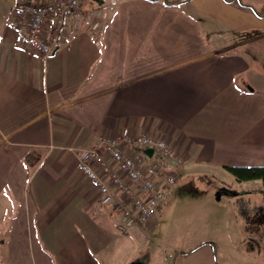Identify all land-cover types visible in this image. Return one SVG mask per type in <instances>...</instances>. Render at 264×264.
Segmentation results:
<instances>
[{
  "label": "crops",
  "instance_id": "1",
  "mask_svg": "<svg viewBox=\"0 0 264 264\" xmlns=\"http://www.w3.org/2000/svg\"><path fill=\"white\" fill-rule=\"evenodd\" d=\"M23 1L0 0V264H239L212 240H145L158 234L157 217L122 231L74 149L104 132L149 133L185 157L177 172L187 179L264 165V0L81 3L48 57L17 40L10 13ZM249 181L240 192L223 182L219 199L201 202L222 212L216 202L231 194L240 198L222 205L228 213L239 201L264 206L251 204L264 187Z\"/></svg>",
  "mask_w": 264,
  "mask_h": 264
},
{
  "label": "built area",
  "instance_id": "2",
  "mask_svg": "<svg viewBox=\"0 0 264 264\" xmlns=\"http://www.w3.org/2000/svg\"><path fill=\"white\" fill-rule=\"evenodd\" d=\"M81 1L24 0L10 13L17 40L43 57L52 55L65 39L69 17L81 12ZM96 10L97 16L102 15L101 9ZM99 26L95 20L91 28L96 31ZM148 148L154 149L152 155ZM74 151L78 167L98 189L100 203L119 215V227L125 232L137 224L150 226L163 205L165 186L174 184L186 161L168 139L149 133L104 132L95 145ZM146 159L152 160L143 163ZM162 164L173 170L161 172Z\"/></svg>",
  "mask_w": 264,
  "mask_h": 264
},
{
  "label": "rangeland",
  "instance_id": "3",
  "mask_svg": "<svg viewBox=\"0 0 264 264\" xmlns=\"http://www.w3.org/2000/svg\"><path fill=\"white\" fill-rule=\"evenodd\" d=\"M81 3L85 7L91 6L92 9H95L105 6L107 1L100 3V1L82 0ZM204 170L207 174L202 175L205 176L202 179L191 180L181 175L175 180L174 183L176 184L174 186H171L172 184L165 186V193L170 187H175L172 191L175 196L167 203L165 209L163 208L162 214L156 216L159 222L158 234L149 237L144 232V239H155L156 242L162 243H187L191 245L212 240L215 242L216 247L218 244L222 246L229 245L230 251H235L239 264H262L264 262V220H262L263 218H257L259 211L254 210L253 204L264 202V192L257 191L252 197L251 204L253 206L247 204L252 209L250 212L254 216L253 220L256 221L252 224V227L261 226L263 230L260 228L247 230L242 215L226 212L227 208L230 207L229 204H226L227 207H222V205L228 203V199L237 202L236 199L240 197L229 194L224 196L222 201L216 202L225 210L222 212H218L216 208H211L208 205L206 206V203L201 202V199L207 196L206 194H210L211 197L214 194L216 199L217 193L220 192L219 188H224L221 185L223 182H226L229 186H234L238 189L236 191L240 192L241 186L239 183L241 182L229 170L202 168L203 172ZM246 187L262 188L263 190V183L252 179L246 183ZM236 206L239 208V205L236 204ZM207 207L211 212L206 210ZM226 239H229L230 243H225ZM253 239L258 242L263 241V243H252ZM239 240H248L249 243H233L235 241L239 242Z\"/></svg>",
  "mask_w": 264,
  "mask_h": 264
},
{
  "label": "trees",
  "instance_id": "4",
  "mask_svg": "<svg viewBox=\"0 0 264 264\" xmlns=\"http://www.w3.org/2000/svg\"><path fill=\"white\" fill-rule=\"evenodd\" d=\"M167 3H177L179 0H164ZM37 160V159H36ZM35 160V163L37 162ZM227 169L235 176V178L239 181H247L252 179H260L263 183L264 187V165L261 166H245V165H233L227 166ZM247 201H239L238 212L242 215L249 223H254L256 221L253 220V215H251V208L248 207ZM254 210L259 211V215L257 218H263L264 220V206L254 207Z\"/></svg>",
  "mask_w": 264,
  "mask_h": 264
},
{
  "label": "water",
  "instance_id": "5",
  "mask_svg": "<svg viewBox=\"0 0 264 264\" xmlns=\"http://www.w3.org/2000/svg\"><path fill=\"white\" fill-rule=\"evenodd\" d=\"M93 1H100V0H93ZM153 151H154L153 148H148V149L146 150V152H147L149 155H151V154L153 153ZM224 191H225V192H228L226 189H224ZM221 192H222V191H220V192L217 193V199L220 198V194H221ZM230 193L235 194L236 192H235V191H234V192L230 191Z\"/></svg>",
  "mask_w": 264,
  "mask_h": 264
}]
</instances>
